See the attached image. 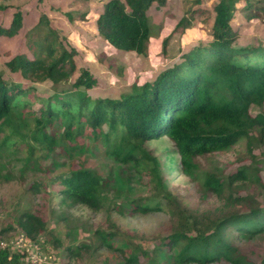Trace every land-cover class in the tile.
Listing matches in <instances>:
<instances>
[{
  "label": "trees",
  "instance_id": "obj_1",
  "mask_svg": "<svg viewBox=\"0 0 264 264\" xmlns=\"http://www.w3.org/2000/svg\"><path fill=\"white\" fill-rule=\"evenodd\" d=\"M156 2L164 5L165 0L108 1L97 19L99 35L119 51L145 55L154 34L149 11ZM240 2L251 17L264 15V0H221L214 7L209 44L183 54L153 82L134 86L117 100L93 99L88 94L98 84L88 70L74 79L76 51L67 50L52 29L34 41L28 52L16 55L6 66L31 83L50 82L53 95L42 98L27 83L7 80L0 71V178L10 180L3 170L22 152L19 141L27 145L26 168L35 150L62 149L72 154L79 139L89 134L122 164L133 163L149 178L153 190L152 199L131 200L128 206L114 203V209L121 215L128 209L149 214L164 207L174 225L153 254L136 246L129 252L121 250L125 264H142L141 256L144 264H254L240 253L236 242L264 234V207L249 194L257 190L264 195V153L255 154L257 148H264V47H235L237 34L231 22ZM22 22L21 12L16 13L10 27L0 26V38H14ZM189 24L187 18L180 22V26ZM38 103L41 107L35 113ZM255 110L258 113L253 114ZM25 118L34 122L30 142L16 129L17 121ZM8 128L10 134L5 133ZM163 136L173 143L187 174L200 171V158L246 142L248 164L227 176L219 169L204 174L203 189L224 200L227 211L195 213L166 190L160 161L145 147ZM60 183L62 203L102 209L109 179L83 167L60 177ZM243 191L247 194L242 195ZM243 205L246 213L238 210ZM17 225L31 241L46 231L43 219L30 212L23 213ZM96 234L101 246L113 247L115 232ZM79 252L77 248L72 255ZM25 257L0 248V264H23Z\"/></svg>",
  "mask_w": 264,
  "mask_h": 264
},
{
  "label": "rangeland",
  "instance_id": "obj_2",
  "mask_svg": "<svg viewBox=\"0 0 264 264\" xmlns=\"http://www.w3.org/2000/svg\"><path fill=\"white\" fill-rule=\"evenodd\" d=\"M108 1L0 0V26L10 27L18 12L23 18V26L14 38H0V71L7 80L27 83L42 98L52 96L50 82L31 83L20 74L11 73L6 66L16 55L28 52L29 45L48 35L52 29L67 50L76 51L77 73L74 79L80 71L88 70L98 81L88 94L93 99L117 100L130 93L134 86L153 82L183 54L209 44L212 41L214 7L221 0L154 3L149 11L154 34L148 52L142 56L119 51L99 35L97 19ZM243 5V2L238 3L231 22L237 34L235 47H264V15L253 18ZM183 18H187L190 24L180 26ZM40 107L39 103L34 105L35 113ZM256 113L258 110L253 111ZM16 129L30 142L34 122L29 118L18 120ZM11 132L9 128L5 131L6 134ZM18 144L22 152L14 155L3 170L4 175L9 174L10 180L0 178V246L3 244L12 253L29 249L26 253L31 256L26 255L23 264H125L121 250L129 252L136 246L153 254L155 247L172 234L174 225L164 207L162 211L149 214H138L128 209L121 215L114 209V203L128 206L131 200L152 199L153 190L149 178L141 175L133 163L122 164L107 154L103 145L89 134L79 139V145L72 154H66L62 149L54 152L35 150L33 160L29 167L26 164V168L25 159L29 157L25 150L27 145L21 141ZM145 147L160 161L166 190L188 209L201 215H218L227 211L224 200L203 189L205 172L219 169L227 176L249 163L244 140L228 150L200 158L201 169L195 174H187L181 169L180 157L166 136L148 142ZM261 153H264V148L255 150L256 155ZM34 163H37V168ZM83 167L109 179V188L105 190V200L99 211L85 206L71 207L60 200V177ZM246 194L242 192V195ZM249 194L254 195L264 207V195L260 191L251 190ZM238 210L246 213L247 207L239 206ZM25 212L41 217L46 231L33 242L24 241L27 246L20 248L17 242L24 233L17 220ZM97 231L116 233L112 248L101 246ZM35 242L39 251L38 246L28 245ZM236 244L240 253L254 264H264V234L253 239L242 237ZM77 248H80L79 254L72 255ZM145 261L141 256L140 262L144 264ZM211 264L230 263L219 261Z\"/></svg>",
  "mask_w": 264,
  "mask_h": 264
},
{
  "label": "built area",
  "instance_id": "obj_3",
  "mask_svg": "<svg viewBox=\"0 0 264 264\" xmlns=\"http://www.w3.org/2000/svg\"><path fill=\"white\" fill-rule=\"evenodd\" d=\"M21 238L22 239H19V241L17 242V245L20 247V248H23V247H25V246H27V244H25L24 243V241H29L30 239H28L27 237H26V235H21ZM31 241V240H30ZM31 242H33V241H31ZM29 245V247H33V248H37V246H38V244L35 242L34 244H28ZM0 248H3V249H5L4 248V245L2 244L1 246H0ZM26 250V252H29V249H25ZM38 251H39V246H38ZM25 251H22V253H26ZM26 255L27 256H31L30 255V253L29 254H27L26 253Z\"/></svg>",
  "mask_w": 264,
  "mask_h": 264
}]
</instances>
